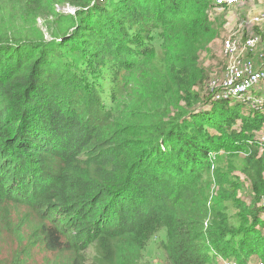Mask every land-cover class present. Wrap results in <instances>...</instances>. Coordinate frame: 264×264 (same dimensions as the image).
<instances>
[{
	"label": "trees",
	"instance_id": "trees-1",
	"mask_svg": "<svg viewBox=\"0 0 264 264\" xmlns=\"http://www.w3.org/2000/svg\"><path fill=\"white\" fill-rule=\"evenodd\" d=\"M256 1L226 10L246 9L241 24ZM222 9L0 0V221L9 207L40 224L28 234L20 215L19 244L13 220L0 224V264H39L37 249L54 264H147L160 232L166 264H264V85L244 102L214 101L222 73L201 58L223 34L210 15ZM260 27L244 33L261 37L248 55L257 63Z\"/></svg>",
	"mask_w": 264,
	"mask_h": 264
},
{
	"label": "built area",
	"instance_id": "built-area-1",
	"mask_svg": "<svg viewBox=\"0 0 264 264\" xmlns=\"http://www.w3.org/2000/svg\"><path fill=\"white\" fill-rule=\"evenodd\" d=\"M251 0H213L218 8H231L233 6L244 5ZM260 15L248 21L242 22L237 30L231 29L228 37L223 43V57L226 63V71L222 75L213 76L209 82V89L214 92V101H245V98L264 85V52L260 55L257 63L248 58L250 53L257 51L262 43L259 35L245 36L246 30L254 29L256 26L264 24V11ZM251 104L258 107L262 105L259 99H253ZM260 105V106H261ZM261 141L264 142L261 137Z\"/></svg>",
	"mask_w": 264,
	"mask_h": 264
},
{
	"label": "rangeland",
	"instance_id": "rangeland-1",
	"mask_svg": "<svg viewBox=\"0 0 264 264\" xmlns=\"http://www.w3.org/2000/svg\"><path fill=\"white\" fill-rule=\"evenodd\" d=\"M257 6H261V4H264V0H257L256 1ZM56 10L60 13H62L63 15H74L76 12L75 10L67 5H63L62 7H57ZM247 10L244 9H240L239 11H237L236 13L232 12L231 10H226V8L222 9V11H217V12H212L210 13L211 18L213 19L214 23H218L221 22L223 24V27L221 28L222 31V36L220 39H218L212 46L211 48V53L210 54H203L202 55V64L207 67V68H212L213 72L214 71H219L222 74L225 73L226 69L223 68L224 65V57H223V43L224 40L228 37L229 32L231 31V29L237 30L240 23L234 22L235 19H237L238 21L241 19V16L243 14H246ZM260 15L259 12H253V14L251 15L250 19H252L255 16ZM254 19V18H253ZM252 19V21H253ZM49 20H53V19H48ZM45 20H42L41 18L37 20L38 23V29L42 31V33L44 34V37L46 38L47 41H54L55 39L53 38L51 32H49V30L45 27L44 24ZM44 25V26H43ZM32 37H34L33 34H31ZM61 41V40H59ZM221 74V75H222ZM97 75H100V72L97 73ZM261 105V104H258ZM259 108V107H258ZM261 132H259L257 135H259ZM263 139V137H262ZM261 143H264L261 141ZM217 157H220L219 155H213L212 158L216 159ZM240 177L242 178V176L240 175ZM23 208V207H20ZM3 217L0 221V224L7 222V221H12L13 226H14V232H13V238H14V242L16 244H19L18 240H17V233L19 230V220H20V215H26L28 214V220L26 225H28V230L30 231L28 234H33L36 233V231L39 229L40 224L38 221V217L30 212L31 210H25V209H12L9 207H6L3 209ZM26 227V226H23ZM3 234L5 233L4 229L2 230ZM161 233V232H160ZM156 234V236L153 238V240L151 241V243L148 246V249L145 253V260L147 264H166L167 263V256L166 254L160 250V243L163 241L165 234ZM25 237H29V236H25ZM39 238V237H38ZM5 239L8 240V242H13L12 239L9 236H5ZM25 244V242L23 243ZM0 249L3 248V250H0V255L1 257H9L8 254V247L3 243L0 242ZM40 240L39 239H33L30 242V247L37 248L38 246H40ZM97 255L96 250L95 249H91L88 253V259L93 260L94 257ZM48 256V255H47ZM35 257L37 259V262L39 264H54L55 263V257L53 256V258L50 257H46L43 254H40V252L38 251V249L35 252ZM51 259V260H50ZM62 261H57L56 264H64L65 263V259L63 257H61ZM149 261V262H148ZM253 261H258L257 258H254ZM217 264H237L235 260H231V259H226L224 257H218L217 259Z\"/></svg>",
	"mask_w": 264,
	"mask_h": 264
},
{
	"label": "crops",
	"instance_id": "crops-1",
	"mask_svg": "<svg viewBox=\"0 0 264 264\" xmlns=\"http://www.w3.org/2000/svg\"><path fill=\"white\" fill-rule=\"evenodd\" d=\"M254 12H262L264 11V4H261V6H257V4H255V8L253 9ZM249 11V10H248ZM252 15V14H251ZM260 30L264 33V24L263 26L260 27Z\"/></svg>",
	"mask_w": 264,
	"mask_h": 264
}]
</instances>
